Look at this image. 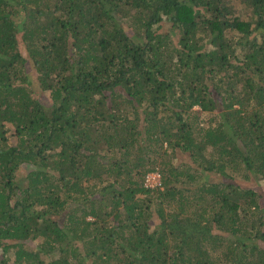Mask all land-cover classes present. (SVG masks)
<instances>
[{
	"label": "trees",
	"instance_id": "16d2710c",
	"mask_svg": "<svg viewBox=\"0 0 264 264\" xmlns=\"http://www.w3.org/2000/svg\"><path fill=\"white\" fill-rule=\"evenodd\" d=\"M257 216L264 0H0V264H264Z\"/></svg>",
	"mask_w": 264,
	"mask_h": 264
},
{
	"label": "rangeland",
	"instance_id": "374dc122",
	"mask_svg": "<svg viewBox=\"0 0 264 264\" xmlns=\"http://www.w3.org/2000/svg\"><path fill=\"white\" fill-rule=\"evenodd\" d=\"M202 116L205 118V122L207 121V125L209 126V120H210V118L206 115V114H202ZM213 116H215L217 119H218V116H216V114H214L213 113ZM29 167V165L28 166H26V168H28ZM31 169H32V167H31ZM157 174L160 176V174L159 173H157V172H150L147 176V179H146V183H149L151 180H154V177H156L157 176ZM111 181H113V180H111ZM253 222H252V224H258V223H260L261 221L262 222H264V219H262V218H259L258 216L256 217V218H254L253 220H252ZM37 242H38V240H36V241H34L33 243H29V245L31 246V247H34V245H36L37 244ZM43 258H47V257H43Z\"/></svg>",
	"mask_w": 264,
	"mask_h": 264
},
{
	"label": "built area",
	"instance_id": "2783aa9c",
	"mask_svg": "<svg viewBox=\"0 0 264 264\" xmlns=\"http://www.w3.org/2000/svg\"><path fill=\"white\" fill-rule=\"evenodd\" d=\"M148 177V176H147ZM160 180V176L157 174L156 177H154V180H151L148 184H155V183H158V181ZM147 182V181H146Z\"/></svg>",
	"mask_w": 264,
	"mask_h": 264
}]
</instances>
